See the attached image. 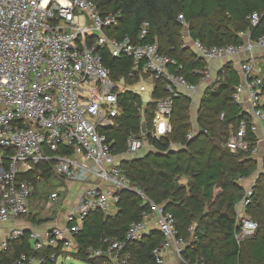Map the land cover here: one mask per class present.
Segmentation results:
<instances>
[{
	"label": "built area",
	"instance_id": "2783aa9c",
	"mask_svg": "<svg viewBox=\"0 0 264 264\" xmlns=\"http://www.w3.org/2000/svg\"><path fill=\"white\" fill-rule=\"evenodd\" d=\"M121 17V12L101 14L94 0H0V222L31 224L24 218L31 213L34 187L19 176L32 172L35 165L54 161L65 187L88 186L76 207L66 214L65 227L52 225L35 231L23 225L7 233L0 253L27 235L32 247L30 254H21L13 264H67L78 259L82 249L77 236L87 217L96 211L116 216L125 191L137 194L142 206L149 209L142 212V220L131 223L122 238L104 237L101 247L88 248L85 254L89 260L129 264L130 245L157 230L163 240L153 249L150 264H168L171 255L178 264H204L185 259L189 240L176 229L174 214L133 184L121 163L143 157L141 153L151 146V140L162 141L173 132L175 99L189 97L193 103L200 87L211 78L215 61L240 59V84L233 99L242 110L248 106L252 120L230 129L226 147L232 153L248 154L264 176V75L255 55L264 49V33L257 40L242 33L243 45L208 47L192 39L188 23L180 15L183 48L207 64L200 84L194 85L182 74V63L162 53L158 43L144 42L148 23L142 25L136 40L110 36L108 32L119 27ZM250 20L258 26L260 15L254 13ZM104 52L132 61L126 77L112 75L104 63ZM159 84L168 96L154 97ZM126 93L142 98L143 115L149 104H154L155 113L150 129L131 133L126 151L119 153L107 131L122 116L120 98ZM144 94L149 95L148 102ZM194 136V130L188 134L189 139ZM61 149L72 154L57 155ZM255 185L235 206L239 243L254 237L258 229L247 213ZM60 193L50 195V209ZM189 232H194L193 226Z\"/></svg>",
	"mask_w": 264,
	"mask_h": 264
},
{
	"label": "trees",
	"instance_id": "16d2710c",
	"mask_svg": "<svg viewBox=\"0 0 264 264\" xmlns=\"http://www.w3.org/2000/svg\"><path fill=\"white\" fill-rule=\"evenodd\" d=\"M94 1L103 15L122 13L119 27L109 31L110 36L118 39L132 36L136 40L142 25L148 23L149 35L144 42L158 43L162 53L182 63L185 67L182 74L194 85L200 84L207 64L191 50L183 48L180 15L188 23L192 39L208 47L243 45L245 37L241 36L242 33H249L252 40H257L264 33V0ZM254 13L260 15L258 26L251 24L250 17ZM103 56L105 65L115 78L128 75L131 60L112 58L108 52H104ZM262 72L264 75L263 68ZM239 84L238 72L232 65L226 64L219 72L218 81L205 89L197 115L199 131L192 139L188 138L193 131L192 99L182 96L175 99L173 132L162 141L151 140L152 150L145 156L121 163L133 184L155 204L174 214L176 229L189 240L184 256L189 262L264 264V176L254 187L252 203L247 211L248 217L258 223L257 232L254 237L240 243L236 239L238 226L235 206L245 195L238 181L251 177L257 163L248 154L232 153L226 147L230 129H237L241 121L250 122L233 99ZM159 89L161 93H158ZM158 90L155 98L168 96L162 84L158 85ZM120 105L123 114L107 134L113 148L124 153L131 133L140 134L143 123L150 129L155 106L149 104L143 115L142 98L132 93L122 95ZM222 114L225 115L223 120ZM59 154L70 155L72 151L61 149ZM55 165L54 161L43 162L35 165L29 174L19 176V179L28 180L34 187L31 202L37 196L39 184H47L54 177L61 178L55 171ZM59 187L57 192L62 188ZM51 194L47 190L43 193L48 200ZM145 209L149 207L142 206L137 194L125 191L122 193L120 212L116 216L106 217L99 211L90 213L77 236L82 249L78 259L89 264H100V261L89 260L85 251L90 247H101L104 237L122 238L131 223L142 220ZM28 221L41 225L47 220L37 219V215L31 211ZM194 221L198 222L197 227L192 225ZM192 226L194 232L191 234L189 229ZM162 240V234L154 230L141 242L130 245L132 261L129 264L152 263V251ZM29 241L27 235L11 243L8 251L0 253V264H13L21 254H30L32 247Z\"/></svg>",
	"mask_w": 264,
	"mask_h": 264
},
{
	"label": "crops",
	"instance_id": "0c3cea01",
	"mask_svg": "<svg viewBox=\"0 0 264 264\" xmlns=\"http://www.w3.org/2000/svg\"><path fill=\"white\" fill-rule=\"evenodd\" d=\"M259 53H261L263 56L264 55V49H260V50L255 52V55L258 58L257 60L259 62V68L262 71V64L260 62L263 63L264 60L260 59ZM243 57L248 58L247 55H244ZM239 61H240V59L238 58V59H224V60H219V61L213 62L211 65V70H210L211 71V77H213L212 80H214L216 78V76L218 75V73L224 69L226 64L232 65V67L238 72L239 64H240ZM207 86H208V84H207ZM207 86L205 84H203L200 87V90L197 94V97L193 99V103L191 105V108L192 109L194 108L195 113L198 112V109L200 108L201 100L203 97L201 95L203 93L204 88ZM203 95H204V93H203ZM247 110H248V106L246 105L245 107H243V111L246 112V114H247V113H249ZM247 116L249 117L250 120H252V117L250 115L247 114ZM196 119H197V116H196ZM87 187H88L87 185H78V184H73L71 187L63 186L62 187L63 189H68V191H66L65 195H64L65 199L62 202V192H61L60 193L61 197H60L59 201L56 203L57 206L62 207L60 210L61 213H59L58 215H53L49 221L47 220L48 221L47 224H45V223H42L41 225H34L33 224L34 230L35 231H44L47 228L46 225H49V224H51V225L54 224V225H59L61 227H65L66 226V214L68 212L72 211L76 207V205L78 204L79 197L82 194V191ZM62 188H60L59 190L61 191ZM50 210H52V208ZM13 222H15L16 224ZM13 222H7V223H1L0 222V243L4 241V239L6 238V235L9 231H11L14 228H21L22 224H24V221H22V220L13 221ZM175 262H177L176 257L174 255H171L168 264H174Z\"/></svg>",
	"mask_w": 264,
	"mask_h": 264
},
{
	"label": "rangeland",
	"instance_id": "374dc122",
	"mask_svg": "<svg viewBox=\"0 0 264 264\" xmlns=\"http://www.w3.org/2000/svg\"><path fill=\"white\" fill-rule=\"evenodd\" d=\"M186 57L188 55H185ZM259 56H260V59L261 60H264V55L262 56L261 53H259ZM260 60V61H261ZM262 64V68L264 69V62H260ZM222 71V70H221ZM218 78H219V73L218 75L216 76V78L214 80L213 77H211L207 83H205V85L208 86H212L214 85L217 81H218ZM205 87L204 90H203V93L205 91V89L207 88ZM203 93L201 96H203ZM143 98L146 102L149 101V95L148 94H144L143 95ZM200 109V108H199ZM199 109H198V112H199ZM198 112L195 113V110L194 108L192 109L191 108V121H192V130H194L195 132L199 131V128L197 126V119H196V116L198 115ZM152 150V147L151 146H147L146 149L141 153L142 156H145L149 151ZM260 178H263L262 174H261V171H260V168H259V165L258 163H256V169L253 173V175L251 177H249L248 179H242V180H239L238 183L241 185V187L244 189V192L246 193L249 189L252 188L253 184L254 183H257V181L260 179ZM262 180V179H261ZM264 180V179H263ZM57 184V185H56ZM62 186H65L63 181L61 180V178H56L54 177V179L52 181H50L49 183L45 184V183H41L39 184V189H37L38 193H37V196L35 197V199L32 201V205H31V211H32V214L34 215H37V219H45V220H50V218L53 216V215H58L59 213H61V208L60 206H57V204H54V207L52 208V210H50L49 208V200L44 198V195L43 193L49 191L51 193H54L57 191V188ZM80 185V184H78ZM44 188H43V187ZM59 187V188H60ZM254 189V188H253ZM68 191V189H61L60 192H62V202L64 201L65 199V192ZM216 193H218V190L216 191ZM30 218V217H29ZM24 220H28V217L27 218H24ZM48 221L44 222L45 224L48 223ZM37 222V221H36ZM35 222V223H36ZM15 223V222H13ZM16 224V223H15ZM37 224V223H36ZM197 224L198 222L197 221H194L193 222V226L194 227H197ZM23 225H26V226H23ZM54 225V224H53ZM23 228H26V229H32L34 230V226L33 224H30L28 225L27 223L25 224H22ZM52 225L49 224V225H46V229L50 228ZM36 228V227H35ZM61 262V260H60ZM67 264H89V263H86V262H83V261H80L79 259H73V260H70V261H66ZM174 264H178L177 262H175Z\"/></svg>",
	"mask_w": 264,
	"mask_h": 264
},
{
	"label": "water",
	"instance_id": "95a60500",
	"mask_svg": "<svg viewBox=\"0 0 264 264\" xmlns=\"http://www.w3.org/2000/svg\"><path fill=\"white\" fill-rule=\"evenodd\" d=\"M142 129H143V132H145L146 131V125H143ZM172 151H176V150H172Z\"/></svg>",
	"mask_w": 264,
	"mask_h": 264
}]
</instances>
